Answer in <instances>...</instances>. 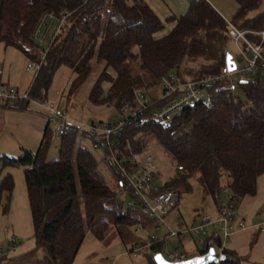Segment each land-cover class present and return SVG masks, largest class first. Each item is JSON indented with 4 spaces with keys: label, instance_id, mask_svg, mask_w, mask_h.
Here are the masks:
<instances>
[{
    "label": "trees",
    "instance_id": "1",
    "mask_svg": "<svg viewBox=\"0 0 264 264\" xmlns=\"http://www.w3.org/2000/svg\"><path fill=\"white\" fill-rule=\"evenodd\" d=\"M234 1V25L264 29V0ZM46 14L68 15V19L32 83L29 98H45L62 66L77 74L74 86L85 82L97 60L105 68L90 100L120 110L133 100L136 90L152 93L150 89L170 72L184 79L219 72L229 54L226 20L207 0H192L185 14L165 21L140 0H0V44L21 50L30 61H41L34 35ZM168 23L174 24L172 30L156 38ZM103 81L110 83L107 96ZM240 92L239 100L217 94L211 105L186 109L166 127L138 119L114 139L126 155H133L145 151L144 136L154 137L182 167L166 187L189 192V180L198 177L207 196L218 201L222 189L229 187L239 206L244 198L257 195L258 180L264 175V80L242 82ZM29 101L0 102V110L11 105L27 110ZM50 135L47 129L37 153L25 151L19 159L0 157L26 167L37 246L45 256L39 259L36 251L9 260L0 256V264H74L88 229L105 240L113 228L122 234L120 228L144 224L142 213L125 204V193L136 195L118 168L106 164L119 184L116 191L102 178L94 154L77 147V126H67L56 160L47 159ZM84 135L95 141L91 134ZM13 188L11 177L0 181V205L3 194ZM211 242L219 247L221 239L212 236ZM224 253L230 260L220 264H241L234 253Z\"/></svg>",
    "mask_w": 264,
    "mask_h": 264
},
{
    "label": "rangeland",
    "instance_id": "2",
    "mask_svg": "<svg viewBox=\"0 0 264 264\" xmlns=\"http://www.w3.org/2000/svg\"><path fill=\"white\" fill-rule=\"evenodd\" d=\"M207 1L218 12L224 14L227 20L233 22L237 10V4L234 0ZM169 29L166 26L165 30L158 37L167 35ZM257 42L258 40L256 39L254 43ZM227 51L234 58H237L238 51L232 42L229 43ZM5 53V45L1 43L0 68L4 63ZM29 64L30 60L24 58L20 70L15 69L14 72V80H17V78L19 80L17 90L21 99L29 96L32 83L36 77L34 73L28 72L27 68ZM92 68V73L88 79L74 86L77 74L68 66H62L55 75L47 95L43 98L46 99L47 107L42 106V99L30 98L27 110L16 109L13 105L6 109H1L0 157L7 156L19 159L23 156L24 150L37 153L44 139V133L49 129L51 135L48 140L47 159H58L61 138L56 134L57 118H53L49 111V107L55 105L67 115L69 125H75L79 128L80 135L77 140V147H85L94 154L99 163V171L102 178L110 188L118 191L120 189L119 184L104 161L105 153L102 150L94 148V141L91 136L84 135L88 133V126L86 124H91L92 121L97 123L107 122L119 113L114 104L105 103L100 106L92 104L90 96L100 79L105 68V63L95 60ZM1 81L2 79H0ZM11 84L12 82L8 83V85ZM101 86L103 95L107 96L110 83L103 81ZM1 89L2 87H0V91ZM150 90L152 94L157 91L156 88ZM144 140L146 145L143 153L151 154L156 160V184L163 187L167 181L177 176V163L173 161L154 137L144 136ZM25 169L26 167L24 166L13 165L0 159V181H3L6 177H11L14 181L12 193L5 192L0 205V256H5L8 260L32 251H36L39 259L45 256L44 250L37 246ZM189 185L191 187L189 192L183 188L179 190L180 202L167 218L168 227L163 225L157 231L154 226L153 230L151 229V223H149L150 225L147 224L149 228H145L139 224L128 228H120L122 234L113 228L105 240H99L88 229L74 264H150L147 256H135L131 254L132 248L136 245L140 246L148 236H153L155 239L165 238L171 231L179 233L181 230L192 227L195 211H208L216 207L215 202L205 194L198 177L191 178ZM225 197L226 193L223 190L221 198ZM123 198L127 207L134 200L129 193H125ZM142 215L145 221L149 220L147 215ZM261 216L263 219L264 214L262 213ZM140 227L143 229V232L138 233L137 228ZM148 231H151V233ZM213 232L212 228L208 229L209 235ZM167 244L170 250L181 248V251L188 252L189 259L196 257L199 253V249H197L192 239L183 240V247L178 245L175 239H170ZM153 257L154 254L152 255Z\"/></svg>",
    "mask_w": 264,
    "mask_h": 264
},
{
    "label": "built area",
    "instance_id": "3",
    "mask_svg": "<svg viewBox=\"0 0 264 264\" xmlns=\"http://www.w3.org/2000/svg\"><path fill=\"white\" fill-rule=\"evenodd\" d=\"M68 15L56 17L53 14L43 16L40 25L35 32L34 39L39 46V58L41 61H30L28 72L37 75L42 67L50 48L56 38L65 30ZM228 36L235 45L238 54L232 58L235 69L228 67L227 63L219 72L211 75L200 76L195 79H184L176 72H170L163 76L156 87L154 94L146 90L138 89L134 92L133 100L123 106L118 115L107 122L97 123L92 121L88 126V133L94 141V148L105 153V162L113 164L126 178L136 197L129 203L130 208L139 210L153 222L158 231L163 225L168 227L167 218L180 202V192L177 189L160 187L157 181L156 160L151 154L141 153L126 155L120 148L119 141L114 136L124 129L130 122L136 120L153 121L164 127L170 125L174 118L186 109L199 106H209L217 94H231L241 99L240 84L256 79L264 80V29H240L230 21H226ZM257 43H254L255 40ZM4 72L0 69V79ZM0 102L21 99L16 87L1 85ZM45 96V92H43ZM21 100H30L29 96ZM43 107H47L46 99H42ZM53 118H57V136L63 137L69 125L67 115L55 105L49 107ZM139 155V156H138ZM179 170L182 167H177ZM226 198L220 201L219 213L214 216L210 212L199 213L192 227L181 232L171 231L165 238L155 239L148 236L140 246L132 248L131 254L152 257L161 253L163 257L172 263L189 259V253L181 251V248L170 250L168 242L175 239L178 245L183 247V240L192 239L199 249H208V229H213V236L219 237L221 243L216 247L219 254H224L227 242L233 234L244 224L237 221L238 202L229 187H225ZM182 227V225H180ZM143 229L137 228L141 233ZM161 246V251L154 247ZM201 255V254H200Z\"/></svg>",
    "mask_w": 264,
    "mask_h": 264
},
{
    "label": "crops",
    "instance_id": "4",
    "mask_svg": "<svg viewBox=\"0 0 264 264\" xmlns=\"http://www.w3.org/2000/svg\"><path fill=\"white\" fill-rule=\"evenodd\" d=\"M140 1H143L146 4H148L151 7V9L163 21H165L167 18H169L172 15L176 17H180L181 15L185 14L188 11L190 4L192 2V0H140ZM220 14L223 16V18L226 21H229L226 19V16L224 14L222 13ZM166 26L170 28L168 30L170 32L174 27V24L168 23L166 24ZM169 32H167V34ZM160 33L156 34V38H162L166 36L163 35L158 37ZM22 53L23 52L21 50L14 47L6 48L4 63L0 68L4 72L1 78L2 81L0 82V86L5 84L8 85V83L12 82L11 85L17 88V85H19V80L18 78L17 80H14L15 78L14 72L15 69L20 70L21 63L24 61V58H27L26 55ZM224 188L222 189V191L224 190ZM210 198L216 204L215 209L208 211H195L194 222L198 220L197 216L201 212L203 213L210 212L214 216H217V214L219 213L220 201L224 200L226 197L221 198V194H220L218 201H215L212 197ZM262 209H264V175L261 176L258 180L257 195L254 197L244 198L239 203L237 210V221L243 223L244 228L238 229L227 242L226 250H228L231 253H234L235 257L240 258L241 264H264V218L262 219L261 216L262 213L264 214V211H262ZM149 223L152 224L151 229L153 230L154 224L150 219L148 221L144 220L143 226L145 228H149V226L147 225ZM151 231L148 232L151 233ZM212 236L213 233L208 236V240L210 242L212 240ZM210 244L213 243L211 242ZM198 255L200 254L198 253Z\"/></svg>",
    "mask_w": 264,
    "mask_h": 264
},
{
    "label": "water",
    "instance_id": "5",
    "mask_svg": "<svg viewBox=\"0 0 264 264\" xmlns=\"http://www.w3.org/2000/svg\"><path fill=\"white\" fill-rule=\"evenodd\" d=\"M233 56L231 54L227 55L226 63L232 70L235 69V63L232 60ZM156 264H220L230 260L227 254H219L216 251L214 244H210L207 251L204 254L197 255L194 258L187 259L185 261L172 263L167 261L161 253L156 254L153 257Z\"/></svg>",
    "mask_w": 264,
    "mask_h": 264
}]
</instances>
